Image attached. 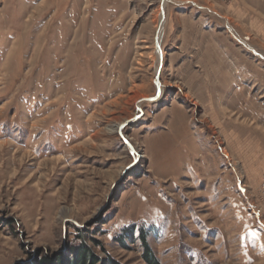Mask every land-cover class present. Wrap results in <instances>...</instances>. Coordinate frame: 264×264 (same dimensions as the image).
<instances>
[{
    "label": "rangeland",
    "instance_id": "rangeland-1",
    "mask_svg": "<svg viewBox=\"0 0 264 264\" xmlns=\"http://www.w3.org/2000/svg\"><path fill=\"white\" fill-rule=\"evenodd\" d=\"M263 172L264 0H0V264H264Z\"/></svg>",
    "mask_w": 264,
    "mask_h": 264
},
{
    "label": "trees",
    "instance_id": "trees-1",
    "mask_svg": "<svg viewBox=\"0 0 264 264\" xmlns=\"http://www.w3.org/2000/svg\"><path fill=\"white\" fill-rule=\"evenodd\" d=\"M77 231H80L79 228H76ZM144 243V255L147 261L150 264H156L155 260L150 258V248L148 247L144 237H142ZM94 243L100 245L98 240H93ZM41 260L37 261L35 264H120L117 260L111 257L102 259L98 257L93 249L88 246L86 243L81 242L77 246H71L69 253L59 255L55 258H49L48 256H43Z\"/></svg>",
    "mask_w": 264,
    "mask_h": 264
},
{
    "label": "water",
    "instance_id": "water-1",
    "mask_svg": "<svg viewBox=\"0 0 264 264\" xmlns=\"http://www.w3.org/2000/svg\"><path fill=\"white\" fill-rule=\"evenodd\" d=\"M156 45H157V48H158V51H159V54H161V51H160V37L159 35H157L156 37ZM160 67H161V56H160V63H159V68L157 70V75L159 73V70H160ZM156 86H160L159 82H158V76H157V79H156ZM157 96H158V93L157 95L154 97V98H149L147 100H150V101H155L157 99Z\"/></svg>",
    "mask_w": 264,
    "mask_h": 264
},
{
    "label": "built area",
    "instance_id": "built-area-1",
    "mask_svg": "<svg viewBox=\"0 0 264 264\" xmlns=\"http://www.w3.org/2000/svg\"><path fill=\"white\" fill-rule=\"evenodd\" d=\"M260 188H261V193H262L263 198H264V172L262 173V176H261Z\"/></svg>",
    "mask_w": 264,
    "mask_h": 264
},
{
    "label": "bare ground",
    "instance_id": "bare-ground-1",
    "mask_svg": "<svg viewBox=\"0 0 264 264\" xmlns=\"http://www.w3.org/2000/svg\"><path fill=\"white\" fill-rule=\"evenodd\" d=\"M159 58V57H158ZM159 87V91H158V97L160 98V95H162V87L161 86H158Z\"/></svg>",
    "mask_w": 264,
    "mask_h": 264
},
{
    "label": "snow or ice",
    "instance_id": "snow-or-ice-1",
    "mask_svg": "<svg viewBox=\"0 0 264 264\" xmlns=\"http://www.w3.org/2000/svg\"><path fill=\"white\" fill-rule=\"evenodd\" d=\"M154 98V97H153Z\"/></svg>",
    "mask_w": 264,
    "mask_h": 264
}]
</instances>
